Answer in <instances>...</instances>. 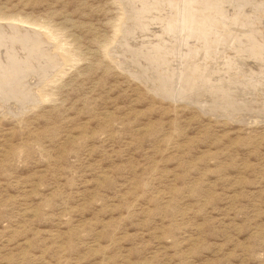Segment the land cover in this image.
Segmentation results:
<instances>
[{"label":"rangeland","instance_id":"374dc122","mask_svg":"<svg viewBox=\"0 0 264 264\" xmlns=\"http://www.w3.org/2000/svg\"><path fill=\"white\" fill-rule=\"evenodd\" d=\"M9 23L44 43L0 30V264H264V0H0Z\"/></svg>","mask_w":264,"mask_h":264},{"label":"bare ground","instance_id":"6f19581e","mask_svg":"<svg viewBox=\"0 0 264 264\" xmlns=\"http://www.w3.org/2000/svg\"><path fill=\"white\" fill-rule=\"evenodd\" d=\"M171 1H172V0H171ZM184 2H185V1H184ZM187 2H189V1H187ZM185 3H186V2H185ZM184 5H185V4H183V6H184ZM181 8H182V7H181ZM189 10H190V9H189ZM177 12H178V11H177ZM184 12H185V11H184ZM189 12H190V11H189ZM166 14H167V13H166ZM181 14H184V13H181ZM158 15H159V14H158ZM179 16H180V15H179ZM185 16H186V15H185ZM187 16H188V15H187ZM188 17H189V16H188ZM188 17H186V19H187ZM241 17H242V16H241ZM184 18H185V17H184ZM189 18H190V17H189ZM192 18H193V17H192ZM134 20H135V19H134ZM160 20H161V19H160ZM193 20H194V19H193ZM177 21H178V20H177ZM184 21H185V20H184ZM190 22H191V21H190ZM193 22H194V21H193ZM162 23H163V22H162ZM179 23H182V24H183V19H182V22H179ZM182 24H181V26H182ZM187 24H188V21H187ZM184 25H185V24H184ZM5 26H7V25H4V27H5ZM8 26L11 27V29H10V28H6V29H7V30H6V29L3 27V25H0V30L2 31V33H4V34H8V35H10V36H11V35L14 36L13 39L15 38V36L17 37V39H18V37H20V38L23 39V40H24V39H29V40L32 41L31 43H33L35 46H37L38 44H40V45H38L39 47L41 46V42H43V41L41 40V38H42V35H41V34H42V33L40 34V33H39V30H37V29H35V28H32V27L24 26V25H22V24L19 25V24L9 23ZM175 26H176V25H175ZM185 26H187V25H185ZM187 29H188V28H187ZM190 29H192V28L190 27ZM188 30H189V29H188ZM188 30H187V31H188ZM189 31H192V30H189ZM181 32H182V33H180V34H182V35H181L180 37H181L184 41L187 42V40H188V36H190L189 32H186V30H185L184 28H182ZM178 34H179V33H178ZM180 34H179V35H180ZM44 35H45V34H44ZM239 35H240V34H239ZM6 36H7V35H6ZM6 36H5V37H6ZM168 37H169V36H168ZM218 38H219V37H218ZM1 39H2V38H1ZM6 39H8V38L6 37ZM10 39H11V38H10ZM17 39H16V40H17ZM8 40H9V39H8ZM177 40H178V39H177ZM183 40H182V41H183ZM21 41H22V40H21ZM159 41H160V40H159ZM179 41H180V40H179ZM184 41H183V42H184ZM1 42H2V41H1ZM6 42H8V41H5V43H6ZM155 42H156V41H155ZM8 43H10V40H9ZM13 43H14V42H13ZM15 43H16V41H15ZM15 43H14V44H15ZM17 43H18V41H17ZM17 43H16L15 45H17ZM21 43H22V42H21ZM43 43H44V42H43ZM148 43H149V42H148ZM23 44H24V43H23ZM28 44H30V43H28ZM185 44H186V43H185ZM200 44H201V42H200ZM6 45H7V44H6ZM9 45H10V44H9ZM11 45H13V44H11ZM11 45H10V47H11ZM15 45H14V47H15ZM20 45H22V44H20ZM24 45H25V44H24ZM18 46H19V44H18ZM22 46H23V45H22ZM22 46H21V47H22ZM25 46H28V45H27V42H26V45H25ZM35 46H34V48H35ZM185 46H186V45H185ZM188 46H189V45H188ZM191 46H192V45H191ZM6 47L8 48V45H7ZM14 47H13V48H14ZM21 47H19V49H20ZM28 47H29V46H28ZM31 47H32V45H31ZM186 47H187V46H186ZM15 48H17V47H15ZM43 48H44V47H43ZM46 48H47V47H46ZM54 48H55V47H54ZM183 48H184V47H183ZM23 49H24V48H23ZM26 49H27V48H26ZM29 49H30V48H29ZM184 49H185V48H184ZM188 49H189V51H190L191 48H188ZM4 50H6V49H4ZM24 50H25V49H24ZM161 50H162V49L157 50V51H160V52H158V54L161 53ZM216 50H217V49H216ZM8 51H9V50H8ZM16 51H17V50H16ZM16 51H14L13 54L10 55V56L14 57V54L16 53ZM25 51H26V50H25ZM155 51H156V50H155ZM181 51H182V57H183V56H184V55H183V51H184V50L182 49ZM189 51H188V52H189ZM199 51H200V50H199ZM23 52H24V51H23ZM23 52H22V53H23ZM184 52H185V51H184ZM186 52H187V51H186ZM190 52H191V51H190ZM192 52H193V49H192ZM196 52H197V51H196ZM18 53H19V52H18ZM38 53H39V52H38ZM197 53H198V52H197ZM201 53H202V52H201ZM4 54H5V53H4ZM8 54H10V53H8ZM23 54H25V52H24ZM23 54H21L22 56H20L19 54H17V55H19L20 58H21V57H23ZM29 54H30V53H28V55H29ZM179 54H180V53H179ZM193 54H194V52H193ZM199 54H200V53H199ZM203 54H205V53H203ZM0 55H1V54H0ZM28 55H26V54L24 55L25 59H27V58L29 57ZM187 55H190V53H189V54L187 53ZM195 55H196V54H195ZM195 55H194V56H195ZM207 55H208V54H207ZM3 56H4V55H3ZM6 56H7V55H5V58H6ZM15 56H16V55H15ZM26 56H28V57L26 58ZM60 56H61V55H60ZM196 56H197V55H196ZM196 56H195V58H196ZM201 56H202V55H201ZM205 56H206V55H203L202 57H205ZM0 57H1V56H0ZM179 57H180V56H179ZM192 57H193V55H192ZM197 57H198V56H197ZM199 57H200V56H199ZM202 57H201V59H202ZM7 58L10 59L9 57H7ZM7 58H6V60H7ZM17 58H18V57H17ZM53 58H54V56H53ZM183 58H184V57H183ZM185 58H186V57H185ZM187 58H188V57H187ZM187 58H186V59H187ZM189 58H191V57H189ZM189 58H188V59H189ZM22 59H23V58H22ZM25 59H24L23 61H25ZM54 59H55V58H54ZM177 59H178V58H177ZM197 59H198V58H197ZM201 59H199V60H201ZM1 60H2V57H1ZM4 60H5V59H4ZM4 60H2V61H4ZM12 60H14V62L16 61L15 59H11V61H12ZM28 60H29V59H28ZM41 60H42V59H41ZM191 60H192V59H191ZM193 60H195V59L193 58ZM193 60H192V61H193ZM11 61H8L9 63L6 62L8 65H9V64H10V65L7 67V65L5 64V65H6V68H4L3 70L6 71V70L8 69V70H9V71H8L9 73H10V71H11V73H14V72H16V71H19V70H18L19 64H17L18 62H17V63L15 62V63L12 65V64L10 63ZM21 61H22V60H21ZM21 61L19 60L20 63H21ZM23 61H22V63H23ZM51 61H52V59H51ZM155 61H156V60H155ZM155 61H154V62H155ZM178 61H179V60H178ZM178 61H177V62H178ZM187 61H190V59L187 60ZM187 61H185V62H187ZM197 61H198V60H197ZM4 62H5V61H4ZM37 62H39V60H38ZM177 62H176V63H177ZM181 62H183V60L180 61L179 63H181ZM193 62L195 63V61H193ZM193 62H191V63L193 64ZM202 62H203V60L201 61V63H202ZM204 62H205V61H204ZM41 63H42V62H41ZM41 63H40V64H41ZM156 63H157V62H156ZM179 63H178V64H179ZM191 63H189V64H191ZM201 63H200V64H201ZM189 64L187 63V66H188ZM197 64H198V67H200V66H199V63H196V65H197ZM5 65H4V67H5ZM42 65H43V64H42ZM149 65H150V64H149ZM175 65H176V64H175ZM181 65H182V64H181ZM181 65H180V67H181ZM196 65L194 64L195 69H196L195 71L199 72V71L197 70L198 68H196V67H197ZM205 65H206V63H205ZM22 66H23V65H22ZM39 66H40V65H39ZM39 66H38V67H39ZM185 66H186V64H185ZM202 66H203V64L201 65V67H202ZM0 67H1V64H0ZM40 67H41V66H40ZM176 67L178 68V66H176ZM2 68H3V67H2ZM2 68H1V69H2ZM24 68H25V66H24ZM155 68H156V67H155ZM177 68H176V69H177ZM193 68H194V67H193ZM204 68H205V66H204ZM19 69H20V67H19ZM22 69H23V67H22ZM26 69H27V68H26ZM51 69H52V68H51ZM178 69H179V68H178ZM181 69H182V68H181ZM186 69H187V68H186ZM189 69H190V68H188V70H189ZM199 69H200V68H199ZM205 69H206V68H205ZM32 70H33V69H31L30 71H32ZM40 70H41V69H40ZM45 70H46V69H45ZM47 70H48V69H47ZM49 70H50V69H49ZM52 70H53V69H52ZM188 70H187V71H188ZM206 70H207V69H206ZM21 71H23V70H21ZM21 71H20V72H21ZM27 71L29 72V69H28ZM145 71H146V70H145ZM174 71H176V70L174 69ZM0 72H1V71H0ZM132 72H134V71H132ZM176 72H177V71H176ZM176 72H175V73H176ZM179 72H182V70H181V71L179 70ZM179 72H177V73H179ZM197 72H196V73H197ZM205 72H206V71H205ZM1 73H2V72H1ZM4 73H5V72H4ZM9 73H5V74H7V75H4V76H9V75H8ZM18 73H19V72H18ZM26 73H27V72H26ZM148 73L151 74L150 72H148ZM168 73H169V72H168ZM175 73H174V76H173V78H172L173 80H174L175 75L177 74V73H176V74H175ZM182 73H184V71H183ZM182 73H179V74H182ZM190 73H191V70H190ZM190 73H189V74H190ZM194 73H195V72H194ZM194 73H193V74H194ZM196 73H195V74H196ZM21 74H22V72H21ZM21 74H20V75H21ZM24 74H25V73H24ZM30 74H31V73H30ZM30 74L28 73V74L24 75L25 78H28ZM49 74H50V72H49ZM154 74H155V73H154ZM154 74H153V76H154ZM184 74H185V73H184ZM189 74H188V76H189ZM195 74H194V76L197 77ZM14 75H15V74H14ZM14 75H13V76H14ZM18 75H19V74H18ZM20 75L18 76L19 79H20ZM46 75H48V73H47ZM155 75H156V74H155ZM186 75H187V74H186ZM190 75H191V74H190ZM254 75H255V74H254ZM1 76H2V75H1ZM4 76H3V78H4ZM10 76H12V75H10ZM10 76H9V77H10ZM15 76H16V75H15ZM26 76H27V77H26ZM32 76H33V75H32ZM49 76H50V75H49ZM153 76H152V77H153ZM183 76H185V75H183ZM188 76H187V77H188ZM191 76H192V75H191ZM256 76H257V75H256ZM263 76H264V75H263ZM9 77H8V79L5 77V80L7 79L8 81L11 82V80H9ZM44 77H45V76H44ZM46 77H47V76H46ZM157 77H160V74H159L158 76H156V79H158ZM167 77H168V76H167ZM178 77H179V76H178ZM178 77H176V79H177ZM211 77H212V76H211ZM15 78H17V76H16ZM21 78H23V77H21ZM162 78H163V76H162ZM180 78L182 79V77H180ZM184 78L187 79L186 77H184ZM199 78H200V77H199ZM209 78H210V76H209ZM260 78H261V77H260ZM262 78H263V77H262ZM13 79H14V78H13ZM153 79H154V77H153ZM153 79H151V80H149V81L153 82V81H152ZM156 79H155V80H156ZM185 79H183V80H185ZM189 79H190V78H189ZM195 79L197 80V78H195ZM220 79H221V78H220ZM1 80L4 81V79H1ZM1 80H0V81H1ZM20 80H21V79H20ZM20 80H19V81H20ZM22 80H23V79H22ZM24 80H26V79H24ZM43 80H44V78H43ZM160 80H161V79H160ZM166 80H167V79H166ZM179 80H180V79H179ZM190 80H191V79H190ZM190 80H189V81H190ZM229 80H231V79H229ZM3 81H1V82H3ZM15 81H16V80H15ZM17 81H18V80H17ZM163 81H164V80H163ZM181 81H182V80H181ZM193 81H195V80H193ZM193 81H192V82H193ZM205 81H206V80H205ZM227 81H228V79H227ZM231 81H232V80H231ZM231 81H230V83H231ZM259 81H260V80H258L257 82H259ZM12 82H14V80H12ZM20 82H21V81H20ZM24 82H25V81H24ZM26 82H27V81H26ZM155 82L157 83V81H155ZM174 82H177V80H176V81L174 80ZM187 82H188V79H187ZM187 82H186V83H187ZM190 82H191V81H190ZM192 82H191V83H192ZM211 82H212V81H211ZM213 82H214V81H213ZM213 82H212V83H213ZM216 82H217V81H216ZM216 82L214 83V84H216V85L213 86V89H214V88H216V89L218 88V89H217V92H216V94H217L219 89H221L220 91L224 90V89H223V88H224V86H223L224 83H223V84H217ZM221 82H222V81H221ZM232 82H233V81H232ZM257 82H256V83H257ZM3 83H4V82H3ZM5 83H6V81H5ZM17 83H18V82H17ZM37 83H38V82H37ZM156 83H155V84H156ZM171 83H172V82H171ZM177 83L180 84V82H177ZM182 83L184 84L185 82L183 81ZM206 83H207V82H206ZM225 83H226V81H225ZM244 83H245V82H244ZM252 83H253V82H252ZM254 83H255V82H254ZM254 83H253V84H254ZM256 83H255V86L257 85V87H258V84H256ZM260 83H261V82H260ZM260 83H259V84H260ZM262 83H264V82H262ZM6 84H7V83H6ZM14 84H15V83H14ZM23 84H24V83H23ZM28 84H29V86H30L31 83H28ZM155 84H154V85H155ZM159 84H160V83H159ZM188 84H189V82H188ZM194 84H195V82H194ZM203 84H204V83H203ZM208 84H209L210 86H209V85H206L207 87H208V86H209V87L212 86L210 82H209ZM231 84H232V83H231ZM233 84H234V83H233ZM240 84H241V83H240ZM246 84H247V83H246ZM250 84H251V83H250ZM253 84H252V85H253ZM2 85H3V84H2ZM11 85H13V84H11ZM15 85H16V86L18 85L17 87H19V88H20V86L22 87V84H21V83H20V86H19V84H15ZM15 85H13V86H15ZM24 85H25V84H24ZM24 85H23V87H24ZM34 85H35V84H34ZM34 85H33V86H34ZM36 85H37V84H36ZM149 85H150V84H149ZM151 85H152V84H151ZM170 85H171V84H170ZM173 85H174L173 87H175L176 83L173 84ZM184 85H185V84H184ZM191 85H192V84H191ZM191 85H190V87H191ZM204 85H205V84H204ZM241 85L243 86V85H245V84H241ZM241 85H240V87H241ZM248 85H249V83H248ZM252 85H251V87L254 86V85H253V86H252ZM260 85H261V84H260ZM260 85H259V86H260ZM4 86H6V85H3V86H1V87H4ZM7 86H8V85H7ZM26 86H27V84L25 85V87H26ZM180 86H182V84H180ZM188 86H189V85H188ZM195 86H197V85H195ZM195 86H193V87H195ZM202 86H203V85H202ZM206 86L203 87V88H206ZM228 86H230V85H228ZM228 86H227V87H228ZM231 86H232V85H231ZM249 86H250V85H249ZM23 87H22V88H23ZM149 87H150V86H149ZM153 87H154V86H153ZM176 87H177V86H176ZM176 87H175V88H176ZM183 87H184V86H183ZM183 87H182V88H183ZM186 87H187V86H186ZM186 87H185V88H186ZM193 87H191V88H193ZM209 87H208L207 89H209V92H210V91H212V88L210 89ZM233 87H234V86H233ZM246 87H247V86H246ZM261 87H262V86H261ZM261 87H260V88H261ZM5 88H6V87H5ZM5 88H4V89H5ZM7 88H8V87H7ZM12 88H14V87H12ZM19 88H17V89H19ZM26 88H27V87H26ZM31 88H32V87H31ZM31 88H29V89H31ZM160 88H161V87H160ZM160 88H157V87H156V89L161 90ZM162 88H163V86H162ZM175 88H174V89H175ZM197 88H200V87H197ZM197 88H196V89H197ZM228 88H230V87H228ZM231 88H232V87H231ZM244 88H245V87H244ZM244 88H241V89H244ZM2 89H3V88H2ZM9 89H10V87H9ZM15 89H16V87L14 88V90H15ZM23 89H24V88H23ZM27 89H28V88H27ZM29 89H28V90H29ZM153 89H154V88H153ZM156 89H155V90H156ZM163 89H164V88H163ZM166 89H167V88H166ZM166 89H165V90H166ZM177 89H178V88H177ZM177 89H175V90H177ZM187 89H188V88H187ZM187 89H186V90H187ZM193 89H194V88H193ZM201 89H202V88H200V90H201ZM248 89H250V88H248ZM248 89H247V91H248ZM251 89H252V88H251ZM251 89H250V91H251ZM254 89H255V88H253V90H254ZM256 89H257V88H256ZM256 89L254 90V92L257 91ZM263 89H264V87H263ZM263 89H262V88H261V89H258V91L260 92V91L262 90V91L264 92ZM31 90L33 91V88H32ZM31 90H30V91H31ZM37 90H38V89H37ZM165 90H163V93H164V94H162L163 96H166L165 94H167V93H165V92H166ZM168 90H170V89L168 88L167 91H168ZM188 90H189V89H188ZM197 90H198V89H197ZM197 90H196V93H197ZM200 90H199L198 93H202L203 90H202L201 92H200ZM204 90H206V89H204ZM226 90H229V89L226 88ZM236 90H238V89H235V91H236ZM4 91H5V90H4ZM10 91H13V90H10ZM10 91H9V92H10ZM19 91H22V92H23L24 90H21V88H20ZM25 91H26V90H25ZM30 91H28V92H30ZM191 91H192V89H191ZM206 91H207V90H206ZM206 91H205V92H206ZM213 91H214V90H213ZM229 91H231V90H229ZM232 91H233V93H234V90H232ZM238 91H239V90H238ZM241 91H242V90H241ZM241 91H240V92H241ZM243 91H244V90H243ZM243 91H242V92H243ZM250 91H249V92H250ZM1 92H2V90H1ZM6 92H7V91H6ZM6 92H5V93H6ZM38 92H39V95H42L41 92H40V89L37 91V93H38ZM157 92H158V91H157ZM169 92H171V95H170L169 97H171V96H173V95L175 96V92H173V94H172V90H170ZM178 92H179V96H180V93H181L182 91L179 90V91H177V93H178ZM184 92H185V90H184ZM192 92H193V91H192ZM194 92H195V91H194ZM209 92L207 91V93H209ZM214 92H215V91H214ZM214 92H213V93H214ZM222 92H223V91H222ZM224 92H225V91H224ZM245 92H246V91H244L243 93H245ZM254 92H252V93L254 94V95L252 94L253 97L256 96ZM10 93H12V92H10ZM14 93H16V92H14ZM23 93H24V92H23ZM31 93H33V92H30L29 94H31ZM188 93H189V92H188ZM188 93L186 92V94H188ZM196 93H195V94H196ZM213 93L211 92L210 95L213 96V95H212ZM219 93H220V92H219ZM226 93L228 94L227 91H226ZM230 93H231V92H230ZM236 93H237V91H236ZM238 93H239V92H238ZM238 93H237V94H238ZM243 93H242V96H241V94H240V96H239V95H236V97L239 98V99H240V98L243 99V98H244V95H245V94H243ZM250 93H251V92H250ZM250 93H248V94H250ZM16 94H17V93H16ZM25 94H26V93H25ZM29 94H28V95H29ZM216 94L214 93V95H216ZM246 94H247V93H246ZM256 94H258V92H257ZM259 94H260V93H259ZM259 94H258V96H259ZM261 94H263V93H261ZM11 95H15V94L12 93V94H10L9 96H11ZM39 95H38V96H39ZM168 95H169V93H168ZM168 95H167V97H168ZM184 95H185V94H183V96H184ZM193 95H194V94H193ZM198 95L200 96V94H198ZM217 95H218V94H217ZM252 95H251V97H252ZM0 96H1L0 98H2L1 93H0ZM5 96H7V95H5ZM5 96H3V97H5ZM9 96H8V97H9ZM15 96H17V95H15ZM18 96H19V95H18ZM176 96H178V94H176ZM194 96H195V95H194ZM245 96H246V95H245ZM247 96H248V95H247ZM249 96H250V95H249ZM262 96H263V95H262ZM12 97H13V96H12ZM30 97H32V94H31ZM40 97H41V96H40ZM184 97H185V96H184ZM184 97H183V98H184ZM214 97H215V96H214ZM16 98H17V97H16ZM27 98H28V97H27ZM38 98H39V97H38ZM172 98H173V97H172ZM186 98H187V97H186ZM196 98H197V99H196L197 101H200V98H199V97H196ZM198 98H199V100H198ZM256 98H257V97H256ZM262 98H264V97H261V98L259 97V98L256 99V100H260V101H259V102H260L259 104H262V100H264V99H262ZM4 99H5V100H9L10 98H8V99H7V98H3V100H4ZM12 99H13V98H12ZM14 99H15V98H14ZM19 99H20V98H19ZM22 99H25V96H24V95H23V98H22ZM28 99L30 100V98H28ZM173 99H174V98H173ZM175 99H176V98H175ZM177 99H178V98H177ZM188 99H189V98H188ZM192 99H193V98H192ZM194 99H195V98H194ZM211 99H212V97H211ZM214 99H215V98H214ZM10 100H11V99H10ZM16 100H17V99H15V101H16ZM20 100H21V99H20ZM20 100H19V101H20ZM207 100H208V99H207ZM212 100H213V99H212ZM245 100H247V99H245ZM245 100H244V103H245ZM251 100H252V101H250V99H249L248 102L250 101V102L253 103V98H252ZM26 101H27V100H26ZM214 101H215V100H214ZM242 101H243V100H242ZM21 102H24V101L21 100ZM252 103H251V104H252ZM256 103L258 104V102H256ZM202 104H203V103L201 102V105H202ZM205 104H209V103H205ZM205 104H203V105H205ZM215 104H216V103H215ZM246 104H248L247 101H246ZM249 104H250V103H249ZM249 104H248V105H249ZM257 104H255V105H257ZM263 104H264V102H263ZM263 104H262V105H263ZM13 105H14V104H13ZM15 105H16V104H15ZM201 105H200V106H201ZM252 105H254V104H252ZM211 106H212V105H211ZM250 106H251V105H250ZM263 106H264V105H263ZM214 107H215V106H214ZM18 108H19V107H18ZM203 108H204V107H203ZM205 108H206V107H205ZM207 108H209V107H207ZM257 108H258V107H257ZM23 109H24V108H23ZM212 109H213V108H212ZM247 110H248V109H247Z\"/></svg>","mask_w":264,"mask_h":264}]
</instances>
